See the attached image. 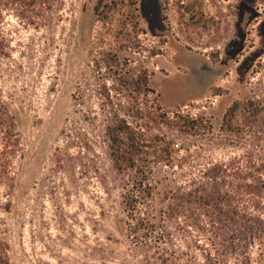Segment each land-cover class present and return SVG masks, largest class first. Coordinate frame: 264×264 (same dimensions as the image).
<instances>
[{
  "label": "rangeland",
  "instance_id": "obj_1",
  "mask_svg": "<svg viewBox=\"0 0 264 264\" xmlns=\"http://www.w3.org/2000/svg\"><path fill=\"white\" fill-rule=\"evenodd\" d=\"M53 1L51 23L18 28L0 57V106L19 141L0 178V243L10 264H118L126 245L102 216L115 195L103 190L102 138L125 101L117 90L145 71L150 104L199 126L173 139L175 159L187 150L189 162L237 160L255 175L264 163V0ZM262 197V210L248 213L264 224ZM246 255L242 264H264V235Z\"/></svg>",
  "mask_w": 264,
  "mask_h": 264
},
{
  "label": "trees",
  "instance_id": "obj_2",
  "mask_svg": "<svg viewBox=\"0 0 264 264\" xmlns=\"http://www.w3.org/2000/svg\"><path fill=\"white\" fill-rule=\"evenodd\" d=\"M53 8V0H0V57L10 55L18 28L49 25ZM147 80L144 71L122 82L117 91L125 101L108 114L103 129L110 172L103 190L115 195L112 211L102 216L126 245L118 264H242L250 242L264 235L262 221L248 213L262 210L264 163L253 167L252 175L247 172L252 167L237 160L200 165L189 162L187 150L175 159L173 139L192 138L199 126L150 104L154 91ZM0 109L3 178L19 141L7 108ZM234 110L223 117L228 128ZM0 264H10L1 243Z\"/></svg>",
  "mask_w": 264,
  "mask_h": 264
},
{
  "label": "built area",
  "instance_id": "obj_3",
  "mask_svg": "<svg viewBox=\"0 0 264 264\" xmlns=\"http://www.w3.org/2000/svg\"><path fill=\"white\" fill-rule=\"evenodd\" d=\"M173 147H175V149L177 148V146H176V145H174Z\"/></svg>",
  "mask_w": 264,
  "mask_h": 264
}]
</instances>
